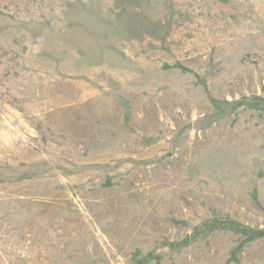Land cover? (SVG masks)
<instances>
[{"label":"rangeland","instance_id":"374dc122","mask_svg":"<svg viewBox=\"0 0 264 264\" xmlns=\"http://www.w3.org/2000/svg\"><path fill=\"white\" fill-rule=\"evenodd\" d=\"M0 264H264V0H0Z\"/></svg>","mask_w":264,"mask_h":264}]
</instances>
